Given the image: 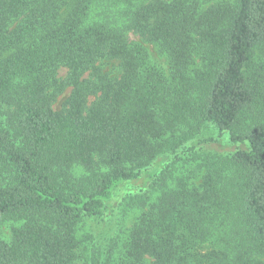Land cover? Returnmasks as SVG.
I'll list each match as a JSON object with an SVG mask.
<instances>
[{
	"label": "trees",
	"instance_id": "obj_1",
	"mask_svg": "<svg viewBox=\"0 0 264 264\" xmlns=\"http://www.w3.org/2000/svg\"><path fill=\"white\" fill-rule=\"evenodd\" d=\"M207 125L243 148L150 184L92 264H264V0H0V264H73L80 224Z\"/></svg>",
	"mask_w": 264,
	"mask_h": 264
},
{
	"label": "rangeland",
	"instance_id": "obj_2",
	"mask_svg": "<svg viewBox=\"0 0 264 264\" xmlns=\"http://www.w3.org/2000/svg\"><path fill=\"white\" fill-rule=\"evenodd\" d=\"M131 38L138 41L137 38ZM144 47L152 58L157 59L156 61L159 63L162 62L154 45L144 43ZM113 64L105 65L104 71L114 75L117 70ZM64 74V69L58 73L59 77H63ZM68 94L69 89L58 97L57 103L54 105L55 109L66 99ZM209 138H213V142L202 143L203 139ZM190 148H194V150L190 151ZM239 148H243V146L231 144L226 133L218 135L213 126L207 125L175 153L159 156L147 169L149 175L152 174V179H149L150 176L145 172L139 179L122 184L113 193L107 212L102 217L88 218L83 224H80L77 231L80 243L75 250L73 264H92L95 259H102L108 255L111 256V254L113 259L117 260L124 253L129 232L143 210L136 196L141 197L150 184L154 183L156 186L155 183H158L163 175L171 177L169 187L175 186L181 179L187 184L198 186L204 174L201 165L205 154L231 155ZM80 172L81 170L77 173ZM159 194V192L153 194L152 201ZM19 225L20 221L16 219L3 221L0 224V240L9 242L12 229ZM262 261L264 262V258ZM149 263L151 264L150 259L147 260V264Z\"/></svg>",
	"mask_w": 264,
	"mask_h": 264
}]
</instances>
